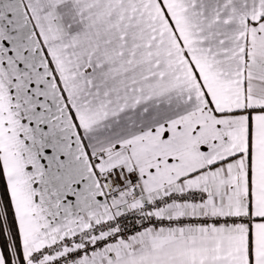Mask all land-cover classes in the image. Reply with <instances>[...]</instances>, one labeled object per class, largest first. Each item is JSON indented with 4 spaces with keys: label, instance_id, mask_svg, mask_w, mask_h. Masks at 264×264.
Instances as JSON below:
<instances>
[{
    "label": "snow or ice",
    "instance_id": "1",
    "mask_svg": "<svg viewBox=\"0 0 264 264\" xmlns=\"http://www.w3.org/2000/svg\"><path fill=\"white\" fill-rule=\"evenodd\" d=\"M0 264H264V0H0Z\"/></svg>",
    "mask_w": 264,
    "mask_h": 264
}]
</instances>
